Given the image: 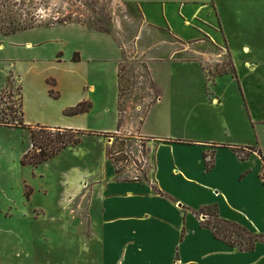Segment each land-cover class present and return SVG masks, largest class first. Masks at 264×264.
I'll list each match as a JSON object with an SVG mask.
<instances>
[{"label":"crops","instance_id":"crops-1","mask_svg":"<svg viewBox=\"0 0 264 264\" xmlns=\"http://www.w3.org/2000/svg\"><path fill=\"white\" fill-rule=\"evenodd\" d=\"M120 1L126 14L121 18L120 26L109 33L81 23L38 25L10 33L3 32L0 26V48L5 42L12 44L10 49L18 53V59L24 58L30 64L26 70L12 64L10 77L0 86L2 93L9 83L19 85L26 112L24 123L28 128L72 129L85 132L86 136L137 131L152 141L190 140L151 132L149 126L156 122L152 119V110L143 123L135 127L131 118L138 120V113L130 107V94L126 92L122 100L123 83L132 85L129 78H123L122 69L129 67L131 60L137 58L151 79L148 63L165 62L163 55L175 60L183 54L185 59L197 62L206 73V67L220 63L214 61L217 56L224 58L221 50L217 53V47L222 45L223 48L225 44L220 11L214 4L223 44L208 32L204 34L206 39L183 41L169 30L165 36L145 21L144 1ZM205 5L191 11L190 20L180 18L189 27H197L201 23L211 29L216 28L210 20L212 14L209 13L207 18L199 17L207 8ZM183 11L181 9V13ZM142 42L146 46H142ZM75 55L117 66L114 128L89 132L86 119L93 113V108L77 116L66 115L67 110L80 103H91L97 90L95 85L86 84V92H81V82L74 74L80 63L73 59ZM109 79L110 76L102 79L103 85L106 86ZM57 86L60 91H67L65 100L59 103L54 101L59 97L51 95V91L58 93ZM41 102L55 109L50 115L52 122H33L35 115L41 116L45 112ZM159 102L163 100L159 98ZM28 103H33L36 108L32 117H28ZM121 103L126 106L122 122ZM168 122V119L166 122L162 120V123ZM20 130L30 132L28 129ZM191 141L194 144L160 143V148L155 151L156 168L152 175L142 180L130 179L129 167L120 174L115 169L107 170L105 167L102 170L99 166L87 175L76 169L72 194L60 200L57 212L35 209L32 214L27 211L22 214L24 224L32 220L45 223L39 234H32L29 230H0V244L11 248L9 264H264V245L257 246L253 251H239L215 238L201 217L204 210L214 208L222 220L244 226L246 221V224L254 225L257 233L264 234L262 152L259 148L253 149L250 151L253 154L242 159L233 150L240 146L212 139ZM210 151L214 154L215 163L212 171L207 173L206 156ZM1 213L8 219L14 220L16 216V213L9 216L4 210ZM37 241L49 247L45 250L49 254L42 255L40 260L37 258L40 248ZM16 252H21L22 256L25 253V257L19 260L22 256ZM51 254L56 256L50 257ZM5 259L0 248V264H4Z\"/></svg>","mask_w":264,"mask_h":264},{"label":"rangeland","instance_id":"rangeland-1","mask_svg":"<svg viewBox=\"0 0 264 264\" xmlns=\"http://www.w3.org/2000/svg\"><path fill=\"white\" fill-rule=\"evenodd\" d=\"M124 1L137 3L134 0ZM142 1L145 2L142 6L148 24L161 30L165 36L169 30L174 37L183 41L206 39L204 34L208 32L223 44L214 4L220 11L225 44L223 48L222 45L217 47V53L221 50L224 58L217 56L214 61L220 63L206 67V73L197 62L185 59L183 54L175 60H169L163 55L165 62L148 63L151 79L137 58L131 60L129 67L124 66L122 69L123 78H129L132 83H123L122 100L126 92L130 94V107L138 113V120L131 118L135 127H139L147 113L152 110V119L156 122L149 126L151 132L190 140L152 141L137 131L131 134L129 131L90 135L83 137V142L78 147L65 150L47 163L24 166L22 159L32 149L30 132L0 127V230H29L32 234H39L45 223L32 220L24 224L22 214L25 211L32 214L35 209L57 212L56 206L60 200L72 194L76 169L87 175L90 170L99 166L102 170L115 169L120 174L129 167L128 176L133 180H142L152 175L157 164L155 151L160 148V143L194 144L191 140L212 139L240 146L233 150L242 159L247 158L250 153L253 154L250 152L252 149L255 151L258 148L264 157V0ZM204 4H207V8L199 17L207 18L209 13L212 14L210 20L216 28L211 29L201 23L197 27L186 25L183 19L190 20V12ZM181 9L184 10L182 13ZM125 14L126 9L120 0H0V26L5 33L38 25L68 23H81L99 31L112 32L120 26L121 18ZM141 44L146 46L144 42ZM10 47L12 44L5 42L4 47L0 48V86L10 77L12 64L23 70L30 66L24 58L18 59V53ZM11 58L13 60H9ZM79 61V67L74 74L81 82V92H86V84H93L97 89L91 99L93 113L86 119L89 132L98 133L103 129L114 128L117 66L102 63L98 59L85 60L81 55ZM64 75L67 76L66 73ZM108 76L110 79L105 86L102 79ZM57 91L59 98L54 101L59 103L65 100L67 91H60L58 86ZM159 98L163 102H159ZM19 104V85L9 83L0 93V119L11 121V115H14L12 111H19ZM41 104L45 112L39 116L35 115L36 108L33 103H28V117L35 115L33 122L41 124L43 122L38 120L52 122L50 115L54 114L55 109L52 105ZM125 116L126 106L121 103L120 122L124 121ZM166 119L170 122L162 123ZM218 145L220 144L214 146ZM206 162L212 165L215 163L213 152L207 154ZM210 171L212 169L207 170V173ZM261 176L264 179V169ZM2 210L9 216L16 213L15 219L5 218ZM201 217L207 228L239 251L252 247L255 250L257 246L264 245V234L257 233L254 225L246 224V221L244 226L222 220L214 208L204 210ZM3 245L5 244H0V248L7 258L3 263L9 264L11 248ZM37 246L40 247L38 260L42 255L49 254L45 252L49 250L47 245L37 241ZM19 254L22 256L21 252ZM51 256L55 257L56 254ZM24 257L25 253L19 260Z\"/></svg>","mask_w":264,"mask_h":264},{"label":"trees","instance_id":"trees-1","mask_svg":"<svg viewBox=\"0 0 264 264\" xmlns=\"http://www.w3.org/2000/svg\"><path fill=\"white\" fill-rule=\"evenodd\" d=\"M108 32L109 31H104ZM79 55H75L74 60L79 61ZM21 89H19V111H12L11 121L5 122L0 119V127H10L19 129H28L30 131V141L32 149L29 150L22 159V164L40 166L50 160L56 158L61 153L69 148L78 147L83 142V137L87 134L82 131H75L72 129H50L46 127L28 128L24 123L23 100ZM51 95L58 98L59 94L51 91ZM92 109L91 103H80L75 108L66 111L68 116H77L89 112ZM19 112V115H18ZM18 115V116H17ZM253 150V149H252ZM207 158V156H206ZM214 167V164H206L207 170ZM215 238L220 239L216 232H213ZM222 240V239H220ZM224 241V240H222ZM227 243L226 241H224ZM228 244V243H227ZM234 247V246H232ZM254 247L248 248L245 251H253ZM243 251V250H241Z\"/></svg>","mask_w":264,"mask_h":264},{"label":"bare ground","instance_id":"bare-ground-1","mask_svg":"<svg viewBox=\"0 0 264 264\" xmlns=\"http://www.w3.org/2000/svg\"><path fill=\"white\" fill-rule=\"evenodd\" d=\"M246 52H248V51L246 50Z\"/></svg>","mask_w":264,"mask_h":264}]
</instances>
